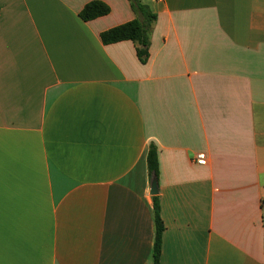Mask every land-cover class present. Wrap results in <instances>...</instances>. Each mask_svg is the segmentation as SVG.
<instances>
[{
    "label": "crops",
    "instance_id": "1",
    "mask_svg": "<svg viewBox=\"0 0 264 264\" xmlns=\"http://www.w3.org/2000/svg\"><path fill=\"white\" fill-rule=\"evenodd\" d=\"M140 1L0 0V264H153L151 145L159 264H264V0Z\"/></svg>",
    "mask_w": 264,
    "mask_h": 264
},
{
    "label": "trees",
    "instance_id": "2",
    "mask_svg": "<svg viewBox=\"0 0 264 264\" xmlns=\"http://www.w3.org/2000/svg\"><path fill=\"white\" fill-rule=\"evenodd\" d=\"M135 18L124 24L115 26L100 33L99 38L104 45L114 44L121 41H131L135 45V53L141 64L148 59L149 35L156 19L150 9L140 0H128ZM109 13V7L100 1L87 3L78 13L79 18L88 22ZM146 163L149 177H157V153L154 146H150L146 155ZM153 219L155 237L153 245V264H159L160 237L163 225L159 215L158 197L153 196Z\"/></svg>",
    "mask_w": 264,
    "mask_h": 264
},
{
    "label": "water",
    "instance_id": "3",
    "mask_svg": "<svg viewBox=\"0 0 264 264\" xmlns=\"http://www.w3.org/2000/svg\"><path fill=\"white\" fill-rule=\"evenodd\" d=\"M149 194L151 196H156L158 194L157 179L155 176L150 177Z\"/></svg>",
    "mask_w": 264,
    "mask_h": 264
},
{
    "label": "built area",
    "instance_id": "4",
    "mask_svg": "<svg viewBox=\"0 0 264 264\" xmlns=\"http://www.w3.org/2000/svg\"><path fill=\"white\" fill-rule=\"evenodd\" d=\"M196 163L198 165H205V156H204V154H197Z\"/></svg>",
    "mask_w": 264,
    "mask_h": 264
}]
</instances>
